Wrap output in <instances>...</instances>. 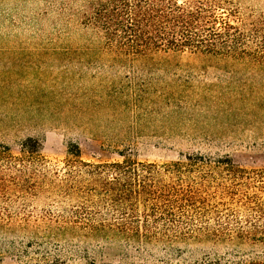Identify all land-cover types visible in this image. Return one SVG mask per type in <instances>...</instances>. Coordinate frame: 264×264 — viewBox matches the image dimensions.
Wrapping results in <instances>:
<instances>
[{"label": "rangeland", "instance_id": "1", "mask_svg": "<svg viewBox=\"0 0 264 264\" xmlns=\"http://www.w3.org/2000/svg\"><path fill=\"white\" fill-rule=\"evenodd\" d=\"M243 2L264 12V0ZM89 38L76 22L65 27V0H0V146L18 155L32 138L41 154L32 174L28 165L0 167V264L192 262L210 253L262 260L260 242L181 244L178 256L66 230L82 202L65 192L71 144L88 163L121 161L119 153L160 165L202 155L264 168V62L214 61L186 49L159 52L150 64L112 63L105 52L76 58ZM28 174L30 192L11 181ZM226 206L237 207L218 209Z\"/></svg>", "mask_w": 264, "mask_h": 264}, {"label": "trees", "instance_id": "2", "mask_svg": "<svg viewBox=\"0 0 264 264\" xmlns=\"http://www.w3.org/2000/svg\"><path fill=\"white\" fill-rule=\"evenodd\" d=\"M243 3L65 0V27L76 22L90 33L85 50L73 52L83 60L105 52L112 55V63L150 64L159 52L186 49L208 60L264 62V12L256 13ZM71 52L65 45V55ZM68 153L65 192L82 200L71 212L72 225L66 228L72 235L117 241L138 250L155 245L178 256L186 252L177 247L181 244L264 243V168L247 170L228 157L202 155H186L183 161L160 165L119 153L121 161L88 163L79 159L74 144ZM40 159V145L32 138L20 144L18 155L0 146V167L28 165L32 174ZM23 177L11 181L32 191L33 176ZM2 185L0 177V190ZM251 187L256 189L251 191ZM229 202L237 207L218 209ZM129 264H264V258L210 253L192 262L160 259Z\"/></svg>", "mask_w": 264, "mask_h": 264}]
</instances>
